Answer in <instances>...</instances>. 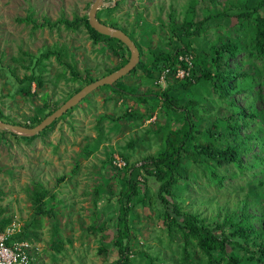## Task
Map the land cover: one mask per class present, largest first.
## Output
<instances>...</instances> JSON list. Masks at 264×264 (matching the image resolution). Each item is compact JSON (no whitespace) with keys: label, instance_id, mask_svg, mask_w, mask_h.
I'll use <instances>...</instances> for the list:
<instances>
[{"label":"rangeland","instance_id":"1","mask_svg":"<svg viewBox=\"0 0 264 264\" xmlns=\"http://www.w3.org/2000/svg\"><path fill=\"white\" fill-rule=\"evenodd\" d=\"M93 1L0 0L1 121L30 125L35 115L44 118L77 87L87 84L88 78L106 75L122 58L130 56L125 46L118 44V53L114 54L107 43H93L83 24L67 28L44 22L53 24L60 17H88ZM189 1L103 0L97 10L101 20L123 27L140 47L136 69L113 84L127 87L128 93L103 85L31 138L0 130V218L8 217L7 225L34 244L30 264H104L106 253L99 249L102 243L108 249L112 246L108 229L113 222L107 220L117 213V203L107 202V196L118 191L127 166L137 164L162 146L163 132L178 118L176 113L166 115L158 94L171 87L169 92L180 103L194 97L199 103L198 113L203 116L197 121L199 129H206L216 116L228 115L227 101L209 83L188 89L180 84V80L192 76L194 66L184 77L176 76L174 65L153 68L150 73L144 69L153 67L154 54L167 50L170 30L182 22ZM228 4V0H198L195 20L202 17L205 9L221 10ZM109 6H113L111 11L106 10ZM232 23L225 17L210 19L197 37V44L206 48L219 36L224 40L236 37L239 31ZM176 33L182 35L181 30ZM47 50L60 52L62 61L76 67L80 76L73 78L70 67L55 54L41 57ZM246 56L242 53L240 58L245 60ZM254 61L255 66L249 68H254L258 80L252 96L259 91L264 98V62ZM9 66L14 67L19 79L32 74L35 78L20 81ZM166 68L171 71L163 74ZM37 78L43 81L41 87L37 86ZM145 93L150 94L145 96L146 102L135 95ZM235 97L239 104L251 100L245 93H236ZM124 113L131 115L123 116ZM256 124L264 126L263 120L257 119L249 129ZM251 144V150L242 156L246 166L256 163V156L261 154L258 143ZM182 162L189 169V178L179 182L182 187L177 197L184 208L212 221L220 205H230L245 192L264 205V194L261 198L253 188L257 179L264 178L263 164L243 170L233 165L222 167L218 175L224 178L219 185L187 158ZM183 183L188 186L185 188ZM40 187L47 191L44 202L52 210L50 215L37 214L34 209L33 192ZM146 198L152 203H131L128 264H183L181 239L162 226L161 213L150 190ZM191 254L194 264H204L205 256L198 249L192 248Z\"/></svg>","mask_w":264,"mask_h":264},{"label":"trees","instance_id":"2","mask_svg":"<svg viewBox=\"0 0 264 264\" xmlns=\"http://www.w3.org/2000/svg\"><path fill=\"white\" fill-rule=\"evenodd\" d=\"M228 1L230 4L221 10L205 9L202 17L196 21L198 0H190L182 22L170 30L171 35L165 44L168 47L167 50L161 49L154 54L151 61L153 67H144V69L150 73L153 68H173L179 54L191 52L195 70L190 78L180 80V84L188 89L199 83H209L211 89L227 101L229 113L216 116L206 129H199L197 121L203 119V116L198 113L199 103L194 97L180 103L179 99L169 92L171 87L157 95L166 115L176 113L178 118L163 132L162 146L155 153L138 160L137 164L135 162L127 166L124 177L119 180L118 191L107 196V202L117 203V213L107 220L109 223L113 222L108 229L109 234H112V246L110 245L108 249L102 243L99 249L106 253L104 264L129 263L131 203L133 200L150 203L151 200L146 201L149 190L159 207L162 226L168 233L177 235L182 241L181 261L183 264H194L191 258L192 248L198 249L205 256L204 264H264V205L259 204L251 193L245 192L241 197L232 200L230 205H220L212 221L200 212L184 208L183 201L177 199L180 196L178 191L182 187L179 182L181 180L185 182L189 178V169L183 164V158H187L191 165L200 167L208 175L210 181L219 185L222 184L221 179L224 178L222 176L220 179L218 175V169L222 167L233 165L243 170L251 165H264V126L256 124L255 127L249 129L250 124L256 122L257 119H262L264 122V98L259 91H255V96H252L258 75L254 68L253 70L249 68V65L255 66V59L264 62V0ZM112 8L113 6H109L106 10L111 11ZM97 17L101 20L98 11ZM223 17L228 18V23L235 20L232 24L235 23L239 34L236 37L227 36L225 40L219 36L216 43L209 42L206 48L198 45L197 37H200L201 32L206 29L204 24L210 19ZM101 21L127 33L123 27L113 22ZM44 22L52 26L63 24L67 28H77L83 24L93 43H107L114 54L118 53V44L125 46L120 40L93 29L87 16H75L73 19L60 17L53 24L48 20ZM177 30H181L182 35H178ZM127 34L137 44L133 36ZM137 46L140 51L138 44ZM125 48L128 50L126 46ZM242 53L247 54L245 60L240 58ZM50 54H55L60 62H64L60 52L56 50H47L41 54V57H48ZM128 58H122L121 62L109 73L124 65ZM37 61H40L39 57ZM64 64L70 67L73 78L80 76L76 67L70 63L64 62ZM9 69L16 79L22 80L15 73L14 67L9 66ZM135 69L136 66L130 72ZM87 76L86 73L84 78ZM23 78L22 81L30 82L35 75H25ZM93 80L95 79L88 78L85 83ZM42 85L41 78H37V86ZM80 88V86L77 87L72 94ZM113 88L128 93L127 87L118 85V83H115ZM236 93H245L251 96V100L239 104L235 97ZM135 95L141 101L146 102L145 96L150 94ZM56 108L53 107L47 115ZM128 115L131 113H124L123 116ZM42 119L35 115L32 123L27 126L38 124ZM0 120H3L1 112ZM9 122L22 124L11 120ZM247 129L249 131L245 132ZM251 141L258 143L261 154L256 156V163H249L246 166L242 156L251 150ZM183 186L186 188L188 185L183 183ZM253 188L255 193L262 198L264 178L257 179ZM46 194L47 191L42 187L33 192L32 202L37 214H52V210L47 208L44 202ZM9 222L8 217L0 218V228H4ZM92 228L95 229V226L93 225ZM18 235L22 236V232Z\"/></svg>","mask_w":264,"mask_h":264},{"label":"water","instance_id":"3","mask_svg":"<svg viewBox=\"0 0 264 264\" xmlns=\"http://www.w3.org/2000/svg\"><path fill=\"white\" fill-rule=\"evenodd\" d=\"M103 3V0L93 1L88 12V22L97 32L120 40L130 52L128 61L118 69L85 84L77 92L66 99L59 107L45 116L38 124L34 126H27L24 124H16L0 120V130H10L14 133L25 136L35 135L50 125L54 120L62 116L67 110L78 104L90 92L103 85H113L114 82L128 74L137 65L140 55L137 44L125 31L120 28L112 27L97 17V10L101 5H103Z\"/></svg>","mask_w":264,"mask_h":264},{"label":"built area","instance_id":"4","mask_svg":"<svg viewBox=\"0 0 264 264\" xmlns=\"http://www.w3.org/2000/svg\"><path fill=\"white\" fill-rule=\"evenodd\" d=\"M193 67L192 55L187 52L179 54L174 64V73L177 77L189 75ZM166 68L163 74L168 73ZM12 225L0 228V264H30L34 254V244L27 238L18 235Z\"/></svg>","mask_w":264,"mask_h":264}]
</instances>
